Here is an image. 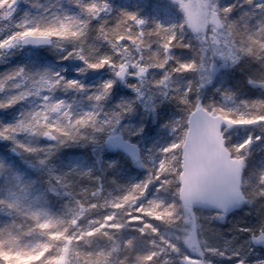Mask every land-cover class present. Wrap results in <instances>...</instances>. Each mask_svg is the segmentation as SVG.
<instances>
[{"label":"trees","instance_id":"obj_1","mask_svg":"<svg viewBox=\"0 0 264 264\" xmlns=\"http://www.w3.org/2000/svg\"><path fill=\"white\" fill-rule=\"evenodd\" d=\"M8 1L0 0V11L7 10V7L11 6L15 9L10 14V18L0 26L1 40L12 36L10 35L12 30L61 29L64 24L69 25L70 31L79 32L75 36L50 34L53 44L47 48L21 49L18 44L0 47V130H3L4 124H16L20 120L30 125L11 133L12 138L6 139L0 136V140L3 141H0V205L5 209L0 210V241H3L7 247L31 249L50 239L47 231L38 226L39 223L52 219L57 221V228L61 230L67 228L70 233L82 229L86 218L99 220L107 215L104 212L102 214L96 212L100 210L101 204H105L107 195L116 202L127 189V184L139 175L122 163L119 153L105 152L97 157L86 143L102 140L111 125H118L125 136L132 135L139 128L149 127V119L145 118L146 110L130 88H120L115 82L110 91L105 92L101 87L99 92L101 98L97 99V94L90 92L86 84L91 73L102 71L107 65L93 69L88 67L80 56L83 55L91 60H96L103 54L115 56L116 53L111 47L112 41L105 36L112 37L117 21L122 20L123 24L120 27L124 29L125 35L129 27L132 33L144 32L143 40L147 46L138 48L129 42V47L132 44L134 53L143 57L146 63H151L154 60V53H157L160 47L157 41L161 40L159 35L155 34V21H164V18L170 14L179 18L180 14L167 2L159 0L155 1V4L160 6L158 9L155 5L156 8L151 5L150 1L142 6L131 5L126 0L121 3L111 0L110 12L101 21L100 17L103 13L100 8L93 16L82 5L87 2L100 4L103 0H11L12 4L6 7ZM217 3L221 8L232 4L234 7L232 16H237L242 9L251 7L245 3V0H217ZM162 6L168 7L169 12L162 13L160 9ZM124 12L135 13L136 18L144 23L137 24L132 18L125 17ZM256 12V15H250L241 21L242 24H246L247 31L257 26V20L264 15L259 13L258 9ZM222 27L228 30L230 42L223 40L222 43V40L217 38L216 44L221 43L224 47L225 44L227 46L230 44L232 53L238 60L234 64H225L216 72L206 93L212 99L213 106L231 109L234 114L259 111L251 101L264 99V57L252 56L244 52L246 44L242 36L232 32L226 24ZM180 31L181 36H176L173 47L167 53L171 62L167 66L175 67L177 62L193 56L198 60V46L188 38L189 29L183 24ZM241 33L246 34L245 28L241 29ZM68 49L78 50L80 55L67 56ZM242 61H246L247 66L243 67ZM21 68L24 69L22 73L19 72ZM182 72L183 75L179 76L180 80L191 84L194 80L191 71ZM69 76L77 81L82 80L85 87L80 89L78 86H70L67 83ZM42 77H47L49 81L60 82L41 87ZM190 89L188 94L192 95L194 91L192 87ZM153 91L159 93L157 90ZM21 93L26 94L23 98H17ZM13 98H16L15 102L10 104L9 101ZM57 100L68 106L62 115L59 105L55 108L51 107ZM178 107H181L185 114L193 108L186 104ZM170 110L172 111L169 108ZM89 113L91 115L87 124L76 126L73 123L81 115ZM167 113L168 108L162 110V117H166ZM33 114H36L41 121L46 116L48 123H52L56 118V124L64 127L70 134L55 133V139L47 140L42 134V123L35 125L36 131L31 130ZM183 123L185 125V121ZM254 127L256 125H246L242 128L230 129V133L224 132V129L222 132L229 138L228 144L231 145L235 144L236 139L249 134ZM78 136L80 141L85 143L83 145L86 149L80 148L75 142ZM47 144H55L57 149L46 152L43 147ZM10 145L14 147L17 157L10 152ZM235 155L236 153L233 152L232 156ZM245 159L243 183L246 185L245 192L248 193L246 198L248 209L245 210L243 206L230 214L221 215L223 222L213 218L217 215L211 211L195 210V213L203 215L202 224L206 230V239H213L218 246H222L226 253L223 255L225 258L234 259L223 264H233L238 259H244L246 264H254L255 261L264 259V250L252 248L247 239L249 232L243 230L258 228L264 222V200L253 195L257 190V178L264 174V155L258 154L256 148H252ZM167 178L172 184L165 192L167 194L169 190L175 192L176 184L171 172L167 173ZM60 191L68 195L69 201L64 207L60 203L62 200ZM173 203L180 208L175 195ZM69 207L76 210L79 207L84 209L83 216L77 219V228L74 230L71 220H68L65 213L66 208ZM37 212L39 216L34 215ZM198 242L199 246L201 243L204 247L203 240L198 239ZM64 243V237L57 236L52 241L53 249L62 247ZM100 246L101 242L98 238L90 242L80 240L78 264L85 254L91 253L95 258L99 248H103ZM103 249L106 253L107 248ZM147 249L146 242L133 248L123 245L117 250L107 252L110 253L108 261H113L114 264H123V262L135 264L138 254L147 252ZM250 249L256 250L258 253L256 257L245 256ZM233 252H239L240 255H232ZM182 253L184 252L181 250Z\"/></svg>","mask_w":264,"mask_h":264},{"label":"snow or ice","instance_id":"obj_2","mask_svg":"<svg viewBox=\"0 0 264 264\" xmlns=\"http://www.w3.org/2000/svg\"><path fill=\"white\" fill-rule=\"evenodd\" d=\"M255 7L264 12V0H256L254 3ZM91 15L95 16L97 14V9L103 7L107 9L109 5L105 2L103 4H98L97 2H87L82 5ZM197 23L194 25L197 29L203 28L204 24L211 20L217 27L220 25L221 21L217 18L214 11H210L207 3L203 5H197ZM228 12H231V7L225 9ZM125 17H130L137 24L142 25L144 22L136 18V14L132 12H124ZM86 22V21H85ZM123 24L122 20L117 21L115 28L113 29V36L107 37L112 41L111 47L115 53H120L121 49H127L129 47V42L135 44L139 47H146L147 44L143 40L144 32L132 33L131 27L127 30V35L124 34V29L120 27ZM50 34H56L59 36L67 35H78L79 32L70 31V27L67 24L61 26V29L48 28L44 30L33 29L31 30V36L34 38L35 42H39L41 39H46ZM163 39L157 41L160 45L157 53H154V60L151 63H145L143 57L140 61L135 64L132 74L141 77V82L143 78L147 76L149 69H160V76L155 80L156 84H164L166 80L170 77V73L165 71L169 62L168 52L173 47V42L176 39L174 32H164L160 33ZM18 37L25 39L30 38L24 34L18 33ZM8 41L13 42V37H9L5 40L3 44H0V47L9 45ZM190 47V45H189ZM251 51V49H247ZM223 55V53H221ZM124 55H128L127 52ZM228 56L232 59H236L235 55L229 51ZM82 60H85L88 67L96 69L104 67L105 65H113L118 67V71H115V76L121 79H124L126 73L129 71V61L120 58V62L117 64V57L111 54L100 55L96 60H91L83 55L80 56ZM195 67L194 62L189 61H179L176 64L175 71H185L192 70ZM22 73V71H21ZM63 79V78H61ZM59 80L49 81L47 77L41 78V87H44L46 84H57ZM67 83L70 86H78L80 89L85 87L84 84L77 80H69ZM114 81L109 79L105 81L102 85L105 92L110 91ZM190 83V82H189ZM131 87L136 88L138 94L142 95L140 88L136 85H131ZM189 92L191 89L189 88ZM97 99L101 98V94H97ZM182 102L185 104H191L195 107L200 116L193 125V128L188 130V133L184 136L178 137L180 144L173 142L170 146H165L161 148L162 159H157V168L153 166V171L157 172L159 175L155 183L151 181V177L148 178L147 182H140L133 184L130 189L125 192L115 203H113L114 209H123L130 207L131 204L137 205L132 211L127 213V219L124 222H121L120 218L116 215V212H110L107 215L101 217L99 220L90 221L89 226L81 231L78 229L79 235L76 233H70L67 228L63 230L56 227L57 221L52 219H46L43 222L39 223V227L45 229L50 237L49 241L38 244L31 249H21V248H12L5 246L3 241H0V264H20L21 261L26 260L27 264H69V252H70V242L73 239H82L86 236H94L98 233L103 232L104 235H109V232L105 231L106 229H112L115 231L122 230L125 224H130L136 227V230L141 234L151 233L154 236L158 237L156 239L150 240L149 243L153 246L150 250L143 254H138L135 264H156V259L167 254L169 252L181 253V248L178 243L173 242L172 240L166 238L160 233L159 227L156 224L152 223V220H158L161 223L172 222L173 220H178L179 217L176 216L174 203H169L167 200L161 199L158 196L153 195L152 189L159 191H166L168 187L172 184V181L169 179H161V177H166L169 171H175L176 175L179 176V159L175 155L176 152L180 150L181 144L185 148V172L190 170L191 160L194 152L195 141L199 140L205 148L204 155L201 159L202 167L208 172L209 178H211L212 171L216 164L221 162H229V157L232 160L236 161L239 165L238 168L234 169L242 177V163L244 161V156L242 155L243 150L250 145L254 139H260V137H253L251 135L245 137L243 140L236 144H228L227 137L224 136V132L227 131L225 125L235 126L239 124H253L259 125L261 128H264V99H257L251 101L253 105H256L259 108V111L253 113H236L234 114L231 109H224L223 107L217 106H208L204 105L200 101L199 97L196 98V101H190L188 94L186 93L181 97ZM15 98L9 101V103H14ZM245 103H248L245 101ZM62 104V101L57 100L54 105V108ZM91 115L85 114L78 117L73 123L76 126L80 124H87L88 117ZM106 123L108 121H105ZM42 123L43 125V135L48 136L52 139L56 138L55 133H61L64 135H69L64 127L59 126L58 124L48 123L46 116L43 118V121L40 118L33 114V119L31 121V130L36 131V124ZM19 126V127H18ZM29 124H25V121H17L16 124H4L3 130H0V136L4 138H12L11 133H15L20 130L22 127H29ZM218 129H224V132L218 131ZM177 131H180L177 128ZM115 141H118V137L112 138ZM135 145L131 146L128 150L132 153L133 158L138 159L137 152L135 151ZM235 152L236 155L232 156V153ZM175 165V167H174ZM177 191H179V184L176 185ZM175 195V194H174ZM181 199L184 200L185 209L189 208V196L187 193L180 194ZM243 197L242 191L237 188L233 191L232 194L227 198H212L211 202L214 203L219 209L226 211L227 206ZM94 206V205H93ZM34 215L39 216V212L34 213ZM185 220L188 219L187 216L184 217ZM71 224H78L77 219H73ZM249 231L250 229H243ZM57 236H63L66 243L63 244V247L56 248L53 252L52 241L56 239ZM179 239V238H177ZM184 244L193 249L195 255H192L188 252H184L181 256L182 264H193V260L199 261V258L203 255V252L200 251L199 242L196 240L193 233L184 237ZM123 245L127 248L135 247V237H128L122 241ZM208 251L216 252L217 249L210 248ZM110 253H97L95 259L89 260V264H107V255ZM88 257H92L91 253L86 254ZM220 255H226V253L221 252ZM232 255L239 256V252H233ZM236 264H246L244 259H238ZM254 264H264V259L255 261Z\"/></svg>","mask_w":264,"mask_h":264},{"label":"rangeland","instance_id":"obj_3","mask_svg":"<svg viewBox=\"0 0 264 264\" xmlns=\"http://www.w3.org/2000/svg\"><path fill=\"white\" fill-rule=\"evenodd\" d=\"M123 0H117L118 3H121ZM127 3L131 5H147L150 1L151 5H155L154 7L158 9L160 6L158 4H155L156 0H126ZM256 1V0H255ZM107 3L109 7L107 9L103 7H99L101 9V12L103 15L100 17L101 21L102 18H105L106 15L110 12V6H111V0H103L100 4ZM213 2L217 3V0H213ZM207 3L209 4V0H181V3L179 6L177 5H170L173 8H176L177 11L180 14V17H175L174 14H170L164 18V21H155V34L159 35L161 39H163L162 35L160 34L161 31L164 32H174L175 36H181L180 27L182 25H186V27L189 29V36L188 38L191 39V41L194 44H197V67L195 71H191L192 75L194 76V80L191 81V84H186L183 82V80H180V75H183V72L180 73H173L168 80L165 81L164 84H156L155 80H157L160 76L159 71H153V69H149L147 76L143 78V82H141V77H138L137 75L132 74L133 69L135 68V64L133 61L138 63L141 59V56H138L133 51V45L131 44V47H128L127 49H121L120 53H116L115 57H117V64L120 62V58L123 57V59H126L129 61V71L126 74L125 78L122 80H118L115 76V71L118 70V67H114L113 65H107L106 69L102 71H97L91 73L90 79L87 82V89L94 94H98L100 92V88L102 87L103 83L109 79H112L120 88H130L138 97L140 102L142 103L143 107L145 108V118L149 119V127H143L139 128L136 132H134L132 135L125 136L122 134L121 129L118 127V125H111L107 130L108 132L106 135L102 138V140H96V141H90L87 142L86 145L90 147V151L93 152L97 157L103 155V153L107 152L104 148L103 141L104 138L107 135L112 134H118L124 138V140L132 142L136 144L140 152L138 154V159L136 161H131L128 157L121 155L122 163L130 168L131 170H134L135 172H138L139 175L132 180L130 183L127 184V189L121 194V196L127 192L130 187L133 184L140 183V182H147L148 178L151 177V181L155 183L158 177V173L153 171V166L155 165L157 168L159 165L156 163L158 158H163L161 153V148L165 146H170L173 142H176L177 144H180V140H178V137H181L184 135L185 128H186V117L187 114L182 112L181 107L178 106L184 105L185 103L182 102L181 97L184 96L186 93L188 94L189 88L192 87L194 93L192 96H195L196 98L199 97V99H203L204 105L213 106V101L206 93L207 88L212 84L214 75L218 70H220L223 65L227 64H234L237 62L238 58L232 59V57L228 56L227 53L229 51L232 52V47L227 44H225V47L219 43V45L216 44L217 38L219 40H223L230 42V34L228 30L225 27H218L216 28L215 32L211 31L212 28V21L208 20L204 27L201 28L200 33L193 34L190 31V24L192 21V14L195 10L196 5H203ZM12 1L9 0L6 3V7L8 5H11ZM179 8V9H178ZM15 9L14 6L7 7V10H1L0 11V26L2 22L7 21L10 17V14H12V11ZM162 13H168L169 9L168 7L162 6ZM168 20V21H165ZM28 31H21L20 29L14 31L12 30L11 34L13 37V42L11 45H17L18 39L20 37L17 36L18 33L21 34H31V29H25ZM215 34V39H213V35ZM4 38H6L5 35H3ZM2 37H0V40ZM211 39V41H209ZM213 40V41H212ZM209 42V43H206ZM208 44V45H207ZM232 46V45H231ZM199 51V52H198ZM127 52L128 55H124V53ZM223 53V55L221 54ZM224 58L222 59V57ZM144 60V59H143ZM145 62V60H144ZM242 66L245 67L247 65L246 61H242ZM146 63V62H145ZM171 67V66H167ZM227 67V66H226ZM247 72V71H246ZM249 73V71H248ZM69 80H76L69 76ZM83 84L82 80H79ZM189 83V82H188ZM131 85H136L138 88H140L142 95L138 94L136 91V88L131 87ZM100 86V87H99ZM157 90L159 93H157ZM188 106H192L191 104H186ZM60 108V115L64 114L66 110L68 109V106L66 103H62L59 105ZM165 108H168V113L166 117H162L161 111ZM169 108L172 109V111H169ZM191 108V107H190ZM194 108V107H193ZM192 108V109H193ZM191 110V109H190ZM53 124H56V118L52 120ZM185 121V125L184 122ZM177 128L180 129V131H177ZM230 129H227V132H229ZM253 136V137H260V139H254L253 142L248 145L242 152V155L244 156V163L245 158L249 154V151L252 148H256V152L258 154L264 155V128H261L259 125H256L253 129L249 131V134H246L241 139H236L235 144L243 140L247 136ZM3 142L2 140H0ZM75 142L80 146L82 149H86L85 143H82L79 139V136L76 137ZM43 148H45V151H51L54 149H57V145H45ZM9 149L13 150L14 157H17V153L15 154L14 147L10 145ZM180 150L175 153V155L178 157L180 161ZM15 160H13L14 162ZM52 166V163H50ZM48 165L49 167H51ZM180 165V163H179ZM175 167V165H174ZM173 175V181L177 185L178 183V176L176 175L175 171H169ZM168 179L166 177H161V179ZM49 177L46 178L48 180ZM51 181H53L51 179ZM153 195L158 196L161 199L167 200L169 203H173V197L174 194L177 198V187L175 192L173 190H169L168 194L165 191H159L157 192L156 189H152ZM61 195L62 200H60V203L62 206H66L69 200L68 195L62 191L59 193ZM120 196V197H121ZM119 197V198H120ZM105 204H101L99 207V211H96L100 214L104 212V214H108L110 212L115 211L117 216H122L121 222H124L127 219V213L132 211L133 208H135L137 205L131 204L128 208L123 209H114L113 208V202L111 200L110 196H106ZM248 203L246 201L244 205V209L247 210ZM175 208L176 216L179 217L178 220H173L172 222H165L161 223L158 220H154V223L159 227L160 233L164 235L166 238L172 240L175 243H178L180 245V248L183 252H188L192 255H195L193 252V249L188 248L184 244V237L189 235V233H193L196 240L198 239L203 240L204 247L200 243V251L203 252V255L199 258V262L201 264H223L224 262L234 260L232 258H225L223 255H220L221 252H224V248L221 246H218L216 244V241L213 239L208 240L205 236V228L203 227L202 220H204L203 215L200 213H195V210H192L191 214H189L185 209L181 207ZM0 210H5L3 206L0 205ZM83 208L79 207L78 210L75 208H66L65 213L68 217V220L71 219H79L80 216H83ZM92 210V209H91ZM89 211V210H88ZM205 211V210H202ZM95 212V210H94ZM216 214V213H215ZM85 215V213H84ZM217 216H213L216 220L219 222H223V215L216 214ZM187 216L188 219L185 220L184 217ZM219 216V217H218ZM120 218V217H119ZM120 218V219H121ZM97 219H85L84 222V228L79 229L81 231L85 230L89 226L90 221H96ZM105 231L109 232V235H104L103 232L98 233L94 236H86L82 239H73L70 242V252H69V264H78V255H79V248H78V242L80 240H84L85 242H90L91 240H100L101 246L103 248H107V252H110V250H117L121 246H123L122 241L124 239H127L128 237H135V245L139 246L142 243H147V251L150 250L153 246L149 243L150 240L156 239L159 240L158 237L154 236L151 233H145L141 235L137 230L136 227L130 224H125L122 230L115 231L112 229H106ZM71 233H76L79 235L78 229L72 231ZM179 238V239H177ZM67 241H65L66 243ZM63 247V245H61ZM100 246V247H101ZM100 249L97 251V253H105V249ZM210 248L217 249L216 252L208 251ZM106 252V253H107ZM183 254V253H182ZM181 253L176 252H169L167 256L161 255L156 259V264H178V257L182 256ZM256 250L250 249L246 252L245 256L247 258H253L257 256ZM107 261H108V255H107ZM25 262V261H22ZM235 262V261H234ZM233 264H236L233 263Z\"/></svg>","mask_w":264,"mask_h":264},{"label":"water","instance_id":"obj_4","mask_svg":"<svg viewBox=\"0 0 264 264\" xmlns=\"http://www.w3.org/2000/svg\"><path fill=\"white\" fill-rule=\"evenodd\" d=\"M173 3H178L179 0H164ZM197 7L195 12L193 13L194 21L191 24V29L193 32H197V28L194 25L197 23ZM25 36H29L30 38H20L19 43L23 48L31 47H44L50 46L52 44V39L48 36L46 39H41L39 42H35L34 38L31 35L27 34ZM119 78V77H118ZM121 79V78H120ZM200 116L199 111L194 108L191 110L186 119V130L185 134L188 133V130L193 128L194 123ZM246 124H239L235 126L225 125L227 128H239ZM253 125V124H247ZM221 131V129H218ZM118 137L119 140L115 141L112 138ZM104 145L109 151H118L126 156L130 157L132 160H136L133 158L132 153L128 150L131 146L135 145V151L137 154L139 153V148L136 144L132 142L125 141L119 135H109L104 140ZM181 154H180V167L178 176L179 179V191L177 192L178 200L183 208H185L184 200L181 199V193H187L189 196V208L187 211L191 214L192 209H202V210H211L214 212H218L221 214L231 213L238 208H240L245 203V197L238 199L227 206L226 211L223 209H219L214 203L211 202L212 198H227L229 197L233 191L239 188L241 190V178L238 173L234 171V169L238 168L239 165L236 161L232 160L229 157V162H221L215 165L211 178H209L208 172L202 167L201 159L204 155L205 148L204 145L199 141H195L194 152L191 160L190 170L185 172V148L184 145L180 146ZM72 228H76V225L71 224ZM255 248H262L264 246L260 245H252ZM27 264V263H20ZM178 264H182L181 257L178 259ZM193 264H200L198 261L193 260Z\"/></svg>","mask_w":264,"mask_h":264},{"label":"clouds","instance_id":"obj_5","mask_svg":"<svg viewBox=\"0 0 264 264\" xmlns=\"http://www.w3.org/2000/svg\"><path fill=\"white\" fill-rule=\"evenodd\" d=\"M245 3L251 7L242 9L239 15L237 16H232L231 13L233 11V5L232 4H227L224 8H221L218 3L213 2V0H209V9L210 11H214L216 13L217 18L221 21L220 25L218 27H222L223 25H228L229 29L236 33L237 35H241L242 39L244 40V43L246 44V47H244L243 51L252 55V56H257V57H264V15L260 16V19L257 20L255 27L251 28L250 31H247L246 29V24H242L241 21L243 18L248 17L250 15H256V7L254 4V0H245ZM228 7H231V12L226 11ZM259 13L264 14V12L259 10ZM87 23V22H85ZM213 22H212V28L211 31L215 32L216 28H218ZM245 28L246 34L241 33V29ZM215 39V36L212 37ZM5 40H0V44H3ZM9 44H11V41H8ZM251 49V51H247V49ZM73 54L79 56L80 52L75 49H68L66 50V55L67 56H72ZM184 61H189V62H194L195 67L192 70H185L187 71H195L197 67V60L193 56L189 59H186ZM171 62H168V65H170ZM176 67V66H175ZM175 67H167L165 71L170 73V76L177 72L175 71ZM23 72L24 69L21 68L19 69V72ZM153 71H159L160 69H153ZM55 85V84H52ZM26 93H21L20 97L17 98H23V96ZM188 98L190 101H196V97L192 96L191 93L188 94ZM16 99V98H15ZM200 101H203L201 98ZM53 107V106H51ZM54 108V107H53ZM43 134V132H42ZM244 167H246V164L243 162L242 163V183H241V191L244 193L245 197L247 198L248 193L245 192L246 185L243 183L244 180ZM256 188L257 190L253 193V195L257 196L259 199L264 200V174H261L257 178L256 182ZM249 236H248V242L250 245H260L264 246V222H262L258 228H249ZM53 252L55 251L54 249L52 250ZM92 259L94 260V257H88L86 254L84 255L83 259L79 261V264H89V260ZM36 264V262H34ZM107 264H114L113 261H107ZM123 264H126V262H123Z\"/></svg>","mask_w":264,"mask_h":264}]
</instances>
